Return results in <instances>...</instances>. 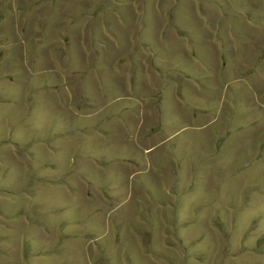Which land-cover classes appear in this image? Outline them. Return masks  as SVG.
<instances>
[{
    "label": "rangeland",
    "instance_id": "obj_1",
    "mask_svg": "<svg viewBox=\"0 0 264 264\" xmlns=\"http://www.w3.org/2000/svg\"><path fill=\"white\" fill-rule=\"evenodd\" d=\"M0 264H264V0H0Z\"/></svg>",
    "mask_w": 264,
    "mask_h": 264
}]
</instances>
